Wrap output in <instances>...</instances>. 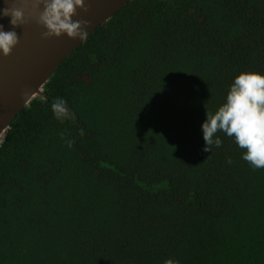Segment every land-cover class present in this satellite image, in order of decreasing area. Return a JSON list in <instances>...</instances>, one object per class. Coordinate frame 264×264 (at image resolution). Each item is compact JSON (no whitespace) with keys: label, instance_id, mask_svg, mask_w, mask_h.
<instances>
[{"label":"trees","instance_id":"trees-1","mask_svg":"<svg viewBox=\"0 0 264 264\" xmlns=\"http://www.w3.org/2000/svg\"><path fill=\"white\" fill-rule=\"evenodd\" d=\"M241 72L264 73V0L123 5L0 142V264H264V168L223 132L203 151Z\"/></svg>","mask_w":264,"mask_h":264},{"label":"clouds","instance_id":"clouds-1","mask_svg":"<svg viewBox=\"0 0 264 264\" xmlns=\"http://www.w3.org/2000/svg\"><path fill=\"white\" fill-rule=\"evenodd\" d=\"M5 3L8 4V0ZM78 8L85 9V0L31 2L32 13H38L37 22L46 29L43 33L45 39L59 38L66 34L69 38L87 41L89 34L86 31V22L73 19ZM0 17H10L9 22L13 29L22 27L28 18L25 8L17 6L0 9ZM18 44L16 31H5L0 24V54L8 57ZM51 110L58 121L69 118V109L63 98H56L51 103ZM201 131L205 142L203 151L211 152L213 147H221L222 140L217 133L223 132L233 138L239 148L246 150L241 158L253 170L264 168V73L241 72L236 76L224 103L215 112L206 111ZM228 163H232L231 159Z\"/></svg>","mask_w":264,"mask_h":264},{"label":"water","instance_id":"water-1","mask_svg":"<svg viewBox=\"0 0 264 264\" xmlns=\"http://www.w3.org/2000/svg\"><path fill=\"white\" fill-rule=\"evenodd\" d=\"M131 0H85V9H77L74 20L86 22L88 37ZM32 0H0L6 6L25 8L27 22L12 28L10 17H0L5 31L14 30L19 44L11 55L0 54V142L17 115L43 91L57 67L83 43L66 34L45 39L46 29L37 22ZM27 5V7H25ZM42 9V6H41Z\"/></svg>","mask_w":264,"mask_h":264}]
</instances>
